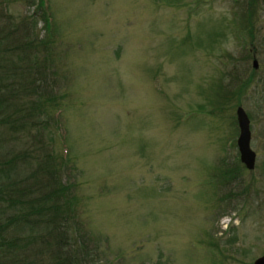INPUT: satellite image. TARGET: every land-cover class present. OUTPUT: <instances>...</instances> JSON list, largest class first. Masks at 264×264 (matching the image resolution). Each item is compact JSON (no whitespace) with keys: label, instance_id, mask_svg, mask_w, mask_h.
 <instances>
[{"label":"rangeland","instance_id":"obj_1","mask_svg":"<svg viewBox=\"0 0 264 264\" xmlns=\"http://www.w3.org/2000/svg\"><path fill=\"white\" fill-rule=\"evenodd\" d=\"M36 3L11 0L9 10L31 15ZM46 3L64 106L50 124L52 149L70 159L78 208L102 240L99 263L253 264L264 254V95L260 107L255 97L264 91V0ZM38 29L45 34L41 20ZM218 68L238 84L222 111L207 97ZM237 105L250 118L254 170L238 159ZM223 158L234 174L207 184ZM204 231L237 241L216 253L200 242Z\"/></svg>","mask_w":264,"mask_h":264},{"label":"trees","instance_id":"obj_2","mask_svg":"<svg viewBox=\"0 0 264 264\" xmlns=\"http://www.w3.org/2000/svg\"><path fill=\"white\" fill-rule=\"evenodd\" d=\"M24 1L28 7L35 4V0ZM10 3L0 0V140L4 147L0 154V264H100L102 240L92 234L78 208L75 183L68 180L70 159L52 149L50 124L64 106L53 38L47 35L51 18L46 0L36 3L37 10L26 16L13 15ZM223 26L222 21L220 32L227 37ZM226 28L235 35L231 22ZM220 41L213 43L219 47ZM229 75L231 80L222 83ZM235 78L233 70L218 68L208 103L219 111L230 104L237 89ZM220 163L219 173L212 174L207 184L225 183L234 174V169L225 167L226 161L224 167ZM203 236L200 242L216 253L237 241L236 236L216 239L208 231ZM220 259L211 256L210 264H225L227 257Z\"/></svg>","mask_w":264,"mask_h":264},{"label":"water","instance_id":"obj_3","mask_svg":"<svg viewBox=\"0 0 264 264\" xmlns=\"http://www.w3.org/2000/svg\"><path fill=\"white\" fill-rule=\"evenodd\" d=\"M253 64L254 66L256 65V60L253 61ZM235 113L239 128L236 144L238 147L240 160L247 169H253L255 165V152L250 146V120L245 109L241 105L236 107ZM253 264H264V254L257 257L253 261Z\"/></svg>","mask_w":264,"mask_h":264},{"label":"flooded vegetation","instance_id":"obj_4","mask_svg":"<svg viewBox=\"0 0 264 264\" xmlns=\"http://www.w3.org/2000/svg\"><path fill=\"white\" fill-rule=\"evenodd\" d=\"M252 52H254V54L252 55V68L254 69V70H257L258 69V67H259V62H258V60L256 59V57H255V53H256V51H257V47L254 45V46H252ZM254 60H256V65L254 66V64H253V61ZM262 85H264V83H262ZM256 95H255V97L259 100V98L261 99V102H259L258 104H260V103H262V99H263V95H264V91H257L256 93H255ZM238 106V105H237ZM236 106V107H237ZM261 106V104L259 105V107ZM262 109H263V107H262ZM248 115V114H247ZM249 117V116H248ZM249 120H250V118H249ZM236 121H237V119H236ZM237 125H238V123H237ZM250 145H251V139H250ZM236 148H237V151H238V147H237V145H236ZM252 148V147H251ZM254 152H255V165H254V168L253 169H251V170H254L255 169V167H256V161H257V156H258V154H257V152L254 150ZM223 156H221V158H222ZM238 159L240 160V155H239V151H238ZM222 161H223V166L225 165V159L223 158V159H221ZM240 162H241V160H240ZM228 163V162H227ZM241 164H242V166L243 167H245V165L241 162ZM246 168V167H245ZM247 169V168H246Z\"/></svg>","mask_w":264,"mask_h":264}]
</instances>
